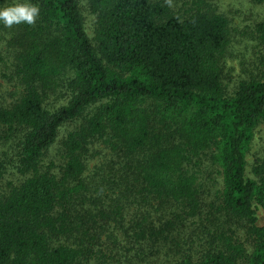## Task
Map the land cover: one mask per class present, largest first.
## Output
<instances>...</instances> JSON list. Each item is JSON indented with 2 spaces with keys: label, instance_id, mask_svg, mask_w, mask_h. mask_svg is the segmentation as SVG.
I'll list each match as a JSON object with an SVG mask.
<instances>
[{
  "label": "trees",
  "instance_id": "1",
  "mask_svg": "<svg viewBox=\"0 0 264 264\" xmlns=\"http://www.w3.org/2000/svg\"><path fill=\"white\" fill-rule=\"evenodd\" d=\"M25 2L38 8L33 23L0 22L15 84L0 101V182L10 168L24 177L7 192L0 187V264H109L83 244L98 229L92 239L116 237L98 224L110 228L108 212L81 206L97 203L102 189L87 196L95 142L113 156L101 182L116 190L120 219L119 203L138 198L170 211L158 225L146 217L131 225L137 238L168 240L202 218L197 167L207 157L218 168L219 204L207 214L217 222L214 238L171 264H264V160L247 167L264 124V55L261 76L230 95L222 69L230 22L208 0L178 11L170 0H3L0 8ZM84 6L95 17L93 36ZM256 34L264 46V19ZM70 123L57 148L61 163L44 164ZM75 234L79 242L69 243Z\"/></svg>",
  "mask_w": 264,
  "mask_h": 264
},
{
  "label": "rangeland",
  "instance_id": "2",
  "mask_svg": "<svg viewBox=\"0 0 264 264\" xmlns=\"http://www.w3.org/2000/svg\"><path fill=\"white\" fill-rule=\"evenodd\" d=\"M0 1L3 2V0ZM188 1L191 0H170V6L175 11L187 9L186 4ZM208 1L220 13L224 14L230 22V45L224 55L222 69L227 93L231 95L241 81L258 78L262 74L263 66L260 60L264 55V46L257 39L256 24L264 19V3L259 4L255 0ZM83 11L87 32L90 36H93L95 17L90 13L87 6H84ZM4 35L7 34L1 31L0 101L10 99L15 91L14 82L6 77L10 74L9 70L12 68L11 64L14 63V57L12 49L10 51L8 47L7 36ZM75 125L76 123H70L62 128L57 144L49 158L46 157L44 164H49L52 160L58 165L61 163L57 148L61 146V141L69 131L75 128ZM112 160V154L102 143L95 142L90 145L85 179L89 181L91 191L87 196L92 197V193L96 190L98 184L102 189L100 192L93 194L94 198L97 199V203L86 202L82 203L81 206H89L96 212L101 210L108 212L111 215L110 221L107 222L110 228L106 227L105 221L101 219H99L98 224L102 225L104 230L113 229L116 236L115 239L109 238L110 231H107L92 239V236L101 233L99 229L91 235L85 236L83 244L92 249L99 262L107 261L109 264H171L187 254L194 255L198 248L213 240V235L209 233L215 229L216 225L214 226V224H217V222L213 223L212 218L207 217V214L211 211V205L219 204L217 191L221 188V178L217 172L218 168L212 165L207 157H204L200 167H197V170H200L199 182L202 187L203 217L185 221L184 226L183 224L178 226L176 230L169 234V239L163 241L159 238V240L150 237L148 239L137 238L136 232L140 229L137 228V231L133 228L130 229L131 225L135 228L136 223L142 222L144 217L156 222V225L163 222L165 218L162 219L161 215L163 213L170 214V211L162 206L159 207L160 209L156 213L155 208L159 204L158 202L153 201L152 204H149L141 198H138L136 202L123 201L119 205L120 208L124 206V218L120 219L118 217V208L116 207L118 195L115 194L116 190L111 185L101 182L102 176L109 173ZM261 160H264V124L256 130L251 150L248 153V172L250 173L255 163ZM23 178L13 168H10L0 182L1 190L7 192L11 184H18ZM145 213H148V215H145ZM157 219L159 221H156ZM209 219L211 220L209 221ZM260 222L264 223V217L261 213ZM233 227L236 228L235 225ZM100 229L102 228L100 227ZM80 236L83 237V235ZM238 237L246 242L245 230L241 226L238 227ZM60 239L64 240L66 238L60 237ZM79 240L78 234H75L70 236L68 242L76 244Z\"/></svg>",
  "mask_w": 264,
  "mask_h": 264
},
{
  "label": "clouds",
  "instance_id": "3",
  "mask_svg": "<svg viewBox=\"0 0 264 264\" xmlns=\"http://www.w3.org/2000/svg\"><path fill=\"white\" fill-rule=\"evenodd\" d=\"M38 8L30 3H15L9 7L0 8V22L5 26L13 23L26 22L33 23L37 15Z\"/></svg>",
  "mask_w": 264,
  "mask_h": 264
}]
</instances>
